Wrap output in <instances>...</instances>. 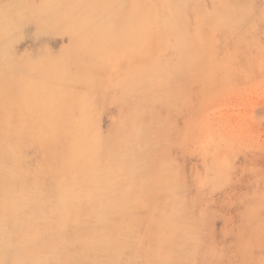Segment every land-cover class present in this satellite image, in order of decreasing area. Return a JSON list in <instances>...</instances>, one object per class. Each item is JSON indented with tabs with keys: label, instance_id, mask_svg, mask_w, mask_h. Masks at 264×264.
<instances>
[{
	"label": "rangeland",
	"instance_id": "1",
	"mask_svg": "<svg viewBox=\"0 0 264 264\" xmlns=\"http://www.w3.org/2000/svg\"><path fill=\"white\" fill-rule=\"evenodd\" d=\"M16 3L55 29L11 28ZM50 139L65 146L61 179L79 185L87 167L103 191L120 186L106 215L140 210L138 241L103 239L108 217H80L67 189L51 222L0 228V264H36L29 249L40 264H264V0H0V169L19 161L31 179ZM21 184L0 186V222L29 205Z\"/></svg>",
	"mask_w": 264,
	"mask_h": 264
},
{
	"label": "bare ground",
	"instance_id": "2",
	"mask_svg": "<svg viewBox=\"0 0 264 264\" xmlns=\"http://www.w3.org/2000/svg\"><path fill=\"white\" fill-rule=\"evenodd\" d=\"M16 4L18 5V8H17L18 11L15 15L16 17L18 15L20 16H18L16 20L13 21L12 25L10 26L11 28H15L17 26V21L19 20L20 17H22L24 19L34 20V22L38 23L39 26L37 27L40 29L41 27L42 29H46V30L51 29V28L55 29L54 21L49 16H46L42 13H40L39 15L34 10L31 11L28 9L26 10L24 8L26 10V13H28V17H26L24 11H22L23 4H18V3ZM6 42L8 41L4 38L1 43L2 49L5 48L4 44ZM27 124L30 126H34L35 128L38 126V122L36 120H28ZM152 130L154 133L159 134V132L162 130L161 124L153 126ZM23 131L25 133L24 136L27 133H32V130H30L29 128H26ZM145 132H146V128L143 127L142 131L138 134H135V136L131 139V141L133 142L134 139L137 140L138 138L140 139L143 138V135ZM15 138H19V134H16V137L12 136L11 140H14ZM58 140L50 139V140L40 143L37 149L38 151L41 152L40 153L41 160H39L37 165L32 170L28 171L29 175L33 174L31 175V179H26V178L21 177V174L24 175V173H23V170L20 168L19 161L15 165L14 173L13 171L11 170L9 171L6 168L0 169V177L6 176L7 178L8 177L10 178L8 180L6 177L3 180L0 178V186L3 187L4 185H6V181L9 187H13V182L15 181L19 182L20 184L23 183V185L21 184L20 186L25 188L26 192L28 191L27 194L29 195V197L27 198L29 205L25 207V209L23 208V210L20 212V214L17 217L14 218V220L0 222V228H4V229L11 228L15 237L16 236L23 237L26 235V231L32 230V228H35L37 223L51 222L52 221L51 218H48L47 216L53 217L59 214V212H61V209H59L58 207L62 209L65 208L63 201H65V199H68V196H66V193L70 190L72 193V198L74 197L76 201L79 203V208L77 211L80 217L86 218L87 215H89L87 213L92 214L94 212H99L100 215H105L108 217L106 224L101 228L99 232V234L101 235L103 239L111 240L112 238H114V236H121L123 234H126V240L128 242L126 245H129L131 242L133 243L135 241H138L136 237L137 235H136L135 229L138 226L136 224V221L139 219L140 210H138L136 213H133L134 214L133 215L131 212H128L126 209H124L125 219L123 223H120V224L116 222L113 217H110V215H106L107 207L112 208L111 203L113 202V199L116 196H118L119 200L123 201V203L124 201H126L122 197H120L121 194H120L119 185H117L111 191V193L103 191L100 187V180L97 174H95L94 172H91L92 170L91 171L88 170L87 167H84L80 171L82 179L80 180L79 185H75V184H72L71 182H68L66 178H63V179L60 178L62 170L58 172L56 169V166L59 162H62L64 164L63 166H65L66 160H63L62 158L64 157V153L66 152L64 148L65 146L61 147L62 148L61 150H57L56 148L52 150V148L54 147L53 144H55V142ZM132 142L128 143V146H129L128 152L131 154V156L137 157L139 155L140 148L138 146L134 148V144H132ZM147 145H149L148 142H147ZM9 147L10 146L2 147V152H1L2 166H4L3 162L7 163L9 158L10 159L13 158V155L9 153L8 151ZM114 148L115 146H112V148H107L111 152H108L107 150H102V151L107 153V155H109V157L113 159L115 157H118V155L121 152L120 149L114 150ZM136 163L137 162L134 161L133 166ZM133 166L132 168H134ZM65 169L67 170V168ZM135 170H137V172L139 171V169L134 168V172ZM67 171H66V175H68ZM47 174L51 175L52 178L49 181L51 182L52 180V182L47 187L46 192H45L44 191L45 182L43 180V177H45L44 175H47ZM135 178H137V176H135ZM69 185L71 186L69 187ZM99 200H104L105 202H103L101 205H97V202ZM128 220L132 222L129 223ZM54 234H56L54 236H59V239H58V242L54 244V246L52 247V251H54L55 253L56 252L60 253L61 251L59 249H62V246H63L62 244L66 240L63 237H61L59 233L55 232ZM10 237H11V234H10ZM57 257H59V255ZM24 259H30L36 264L49 262V257L47 256L40 257L39 255H36L33 249H29L24 254ZM100 264H110V263L106 262L105 260H101ZM116 264H125V263L118 260Z\"/></svg>",
	"mask_w": 264,
	"mask_h": 264
}]
</instances>
